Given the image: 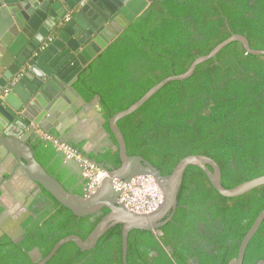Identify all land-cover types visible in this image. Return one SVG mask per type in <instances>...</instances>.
<instances>
[{"label": "trees", "instance_id": "16d2710c", "mask_svg": "<svg viewBox=\"0 0 264 264\" xmlns=\"http://www.w3.org/2000/svg\"><path fill=\"white\" fill-rule=\"evenodd\" d=\"M153 1L81 71L74 84L86 102L99 97L98 111L107 120L105 129L110 134L111 117L129 109L164 79L186 73L197 58L209 55L232 35L245 36L252 49L264 50V0ZM118 126L128 155L143 157L163 176L192 155L214 160L226 189L264 176V56L248 54L241 43L232 42L198 65L190 78L166 84ZM29 144L49 175L67 191L85 196L82 186L74 190L73 181L65 180L67 171L60 168L62 159L51 144L39 138ZM105 159L116 169L121 165L118 151L110 149ZM44 192L55 213L43 223L27 222L20 243L1 239L0 264H34L32 249L45 258L70 235L87 239L102 219L78 218ZM263 210L264 186L226 198L201 169L190 166L176 214L161 229L163 236L131 231L127 262L230 264ZM108 213L103 209V216ZM260 261H264V221L247 247L243 264ZM47 264H123L122 226L110 229L91 251L82 252L74 243L63 245Z\"/></svg>", "mask_w": 264, "mask_h": 264}, {"label": "water", "instance_id": "95a60500", "mask_svg": "<svg viewBox=\"0 0 264 264\" xmlns=\"http://www.w3.org/2000/svg\"><path fill=\"white\" fill-rule=\"evenodd\" d=\"M151 2V0H0V91L9 81L19 77L18 83L11 88V93L0 103V116L8 119L11 127L7 126L5 133L0 135V183L5 180V187H0V205L4 210L0 216V238L7 236L14 243L23 239L21 222L30 213L28 205L22 204L29 185L38 187L39 192L45 190L78 218L91 217V221L94 222L103 215L104 208L109 210L87 239L70 235L60 240L45 258L38 249H35L31 254L34 261L38 257L35 264H47L67 243H74L82 252L91 251L99 240L117 225L122 226V261L123 264H128L129 233L141 230L149 231L156 236L163 234L161 228L172 220L177 211L184 174L190 166L201 169L213 188L226 198H238L264 186V176H261L232 189L224 188L218 164L204 155L183 158L170 175L163 176L158 168L143 157L128 155L125 138L118 126L121 119L138 110L166 84L190 78L198 65L215 58L232 42L241 43L248 54L264 56V50L252 49L248 39L242 35H232L215 47L209 55L197 58L186 73L164 79L129 109L109 119L111 134L117 141L114 150L119 152L121 165L118 169L101 166L107 171L108 177L96 192L79 197L72 191H67L36 160L29 142L31 137L38 136L36 131L39 129L72 148L84 143L81 149L74 150L98 165L94 159H90V151L95 141L82 136L81 139H84L80 143L78 138L72 136L70 129L85 116L97 117L101 121L98 127L96 124L99 132L105 133L108 137L111 134L105 131L103 124L106 120L97 110L99 97L97 96L91 103L86 102L74 84L79 79L80 72L139 17ZM69 13L72 14L71 21L63 24ZM51 35H56L54 42L42 48ZM68 117L74 119L67 121ZM68 139L71 144L64 141ZM74 162H65L62 159L60 168L65 169L70 175L74 173L72 169L75 173L81 174L80 166ZM16 164L21 166L18 173L12 170ZM5 173L8 175L7 178L3 177ZM139 176L153 178L163 193L161 206L152 213L139 214L127 210L119 201L121 193L114 187L116 180L129 183ZM20 189L25 192H21ZM15 196L20 202L13 198ZM263 221L264 210L245 235L237 258L230 264H243L247 247ZM168 251H171V248H168ZM257 264H264V261Z\"/></svg>", "mask_w": 264, "mask_h": 264}, {"label": "flooded vegetation", "instance_id": "af4514ba", "mask_svg": "<svg viewBox=\"0 0 264 264\" xmlns=\"http://www.w3.org/2000/svg\"><path fill=\"white\" fill-rule=\"evenodd\" d=\"M152 2L149 4V6L154 2L153 0H151ZM149 6L147 7V9L149 8ZM146 9V10H147ZM145 10V11H146ZM144 11V12H145ZM143 12V13H144ZM142 13V14H143ZM141 14V15H142ZM67 17H69L68 18V20H66L67 19ZM71 19H72V14H68L65 18H64V20H63V24H66V23H68V22H70L71 21ZM136 20V19H135ZM134 20V21H135ZM133 21V22H134ZM132 23V22H131ZM130 23V24H131ZM130 26V25H129ZM129 26H127V27H129ZM126 27V28H127ZM125 28V29H126ZM124 32V31H123ZM122 32V33H123ZM121 33V34H122ZM120 34V35H121ZM119 35V36H120ZM118 36V37H119ZM118 37L116 38V39H118ZM49 39H50V41H49ZM56 39V35H51V36H49L47 39H46V43H45V45H44V47H42V48H46L47 46H49L50 44H52L53 42H54V40ZM115 39V40H116ZM114 40V41H115ZM113 41V42H114ZM112 42V43H113ZM111 43V44H112ZM110 44V45H111ZM109 47V46H108ZM107 47V48H108ZM106 48V49H107ZM101 54V53H100ZM99 54V55H100ZM98 55V56H99ZM97 56V57H98ZM96 57V58H97ZM95 58V59H96ZM86 68V67H85ZM84 68V69H85ZM83 69V70H84ZM82 70V71H83ZM81 73V72H80ZM1 77V76H0ZM21 77V76H20ZM19 78V77H18ZM13 81V79L11 80V81H9V83L7 84V86H5V87H3V89L0 91V103H1V101L5 98V97H7L10 93H11V88H13V87H10V85H11V82ZM18 83V82H17ZM16 83V84H17ZM7 88H9L8 90H9V93L6 95V96H4V98H3V94H4V92H5V90L7 89ZM94 101V100H93ZM92 101V102H93ZM98 105H99V103H98ZM98 105H97V110H98ZM99 112V111H98ZM99 114L101 115V116H103V114L102 113H100L99 112ZM1 117V119H2V122L0 123V127H1V131H0V135H3L4 133H5V131H6V129H7V126H8V128L10 127V122L8 121V119H6L5 117H3L2 115L0 116ZM103 118H104V116H103ZM105 119V118H104ZM106 120V119H105ZM94 122H95V124H97V127H98V124L101 122L100 121V119L99 118H97V117H94ZM106 122H107V120H106ZM106 122L103 124V127H104V129H105V125H106ZM96 127V132H98V141H96V145H94L93 146V149L90 151L91 152V154H90V159H94L96 162H97V164H98V166H104V167H106V168H114L110 163H106L107 162V160L106 161H104L103 160V158L107 155V153H108V151L110 150V149H112L114 152H116L115 150H114V144H113V142H112V140H111V137L112 136H110V137H108L105 133H101V132H99V130H98V128ZM11 128V127H10ZM11 130V129H10ZM9 130V131H10ZM105 131L107 132V130L105 129ZM37 137H36V135L35 136H33V137H31L30 138V142L29 143H31V141H32V143H35V141H37V138H39V139H42L43 141H45V142H47V143H49V144H51L52 145V143H51V141H49L47 138L48 137H50V136H48V135H46V134H44L43 133V131H41V130H39V129H37ZM67 139V138H66ZM70 139H68V141L67 140H64L65 142H68L69 144H71L70 143V141H69ZM62 143H64V142H62ZM30 145V144H29ZM79 145H81V147L84 145V144H79ZM53 146V145H52ZM54 147V146H53ZM81 147L79 148L78 147V145H76V146H74V148H76V149H81ZM72 148V147H71ZM73 148V149H74ZM55 149V148H54ZM56 150V149H55ZM57 151V150H56ZM94 152H95V154H94ZM57 153H59L60 155H59V157H61V159H64L65 160V162H74L73 160H69V159H67L65 156H64V154L63 153H60L59 151H57ZM75 163V162H74ZM77 164V163H76ZM21 169V166H19L18 164H16L15 166H13V172L14 173H18L17 171H19ZM72 169V168H71ZM116 169V168H115ZM73 170V174L72 175H70V173L69 172H67V175L65 176V180L66 181H70V182H72L73 181V183H74V187H73V189L75 190V189H77V188H79L80 186H82L83 187V191L85 192V194H86V185H87V183H86V181L84 180V178H83V176H82V174H78V173H75V170L74 169H72ZM82 171V170H81ZM7 174L5 173L4 175H3V177L4 178H7ZM5 181V180H4ZM4 181L3 182H1L0 183V187H5V183H4ZM19 188H22V187H19ZM21 190V189H20ZM45 190H43L42 189V191H40L39 192V190H38V187H36V186H32V185H29L28 187H27V189H26V192L25 191H22L21 190V192H25V195H24V202H23V206H26V205H28V211H29V213H30V215H27V217L25 218V220H23L22 222H21V229L24 231V233H23V239L22 240H20L18 243H20V242H22L23 240H24V237H25V234H26V229H25V227H24V225L27 223V222H29L31 219L34 221V223H43L47 218H49L50 217V215H52L53 213H55V211H56V209L54 208L53 209V206H52V203L50 202V199H49V197L46 195V193L44 192ZM73 192V191H72ZM89 195V194H88ZM0 196H1V194H0ZM16 201H18V202H20V199H18V197H13ZM0 208L2 209L1 210V212H0V216H1V214L3 213V207L0 205ZM104 209H107V208H104ZM178 209V208H177ZM102 213H103V210H102ZM176 214V213H175ZM175 216V215H174ZM174 216H173V218H174ZM101 217H103V215L101 216ZM172 218V219H173ZM32 222V221H31ZM33 223V222H32ZM33 223V224H34ZM164 227V226H163ZM162 227V228H163ZM161 228V229H162ZM162 231V230H161ZM163 233V232H162ZM156 236V235H155ZM163 236V234L161 235V236H156L157 238L158 237H162ZM4 237H7V236H2L1 238H0V240L1 239H3ZM8 238V237H7ZM168 248H171V247H167L166 248V251L167 252H170V251H168ZM35 249H37V248H34V249H32L30 252H29V254H30V256H31V254H32V252H34V250ZM38 258V257H37ZM37 258L35 259V261L37 260ZM32 259V258H31ZM33 261V263L35 262L34 260H32ZM35 264V263H34Z\"/></svg>", "mask_w": 264, "mask_h": 264}, {"label": "built area", "instance_id": "2783aa9c", "mask_svg": "<svg viewBox=\"0 0 264 264\" xmlns=\"http://www.w3.org/2000/svg\"><path fill=\"white\" fill-rule=\"evenodd\" d=\"M67 17L66 20H68ZM50 41V39H49ZM19 78L16 77L11 82L10 87H14ZM7 88L3 94L6 96L9 93ZM51 141L54 148L63 153L64 156L78 163L81 168V174L86 181V194L96 192L103 181L108 177L107 171L102 169L90 161L87 157L79 154L76 150L69 145L62 143L52 137L47 138ZM116 191H119V201L129 211L139 214H148L156 211L163 202V193L153 178L149 176H139L132 179L129 183L116 180L114 182Z\"/></svg>", "mask_w": 264, "mask_h": 264}, {"label": "crops", "instance_id": "0c3cea01", "mask_svg": "<svg viewBox=\"0 0 264 264\" xmlns=\"http://www.w3.org/2000/svg\"><path fill=\"white\" fill-rule=\"evenodd\" d=\"M69 119L72 120L74 118L68 117L67 121H70ZM74 127H75V129H74ZM74 127H71L70 131L72 133V136L78 138L79 142L84 139V138L81 139L82 136L85 138L89 137L90 139H93L95 141L94 145H96V141H98V132H96V124L94 122V118H89V117L85 116V117H83L82 120L78 121ZM84 142L86 143V141H84Z\"/></svg>", "mask_w": 264, "mask_h": 264}]
</instances>
